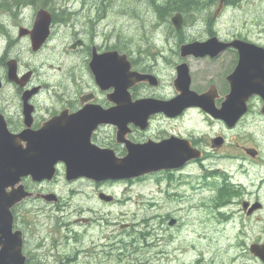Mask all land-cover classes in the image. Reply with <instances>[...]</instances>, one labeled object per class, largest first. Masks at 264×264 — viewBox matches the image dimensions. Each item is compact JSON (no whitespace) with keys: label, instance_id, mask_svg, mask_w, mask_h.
Masks as SVG:
<instances>
[{"label":"flooded vegetation","instance_id":"af4514ba","mask_svg":"<svg viewBox=\"0 0 264 264\" xmlns=\"http://www.w3.org/2000/svg\"><path fill=\"white\" fill-rule=\"evenodd\" d=\"M245 1L254 0H166L162 4L151 0L163 19L173 12L170 22L175 29L173 35L177 37L176 43L125 47L124 29L118 34L109 27L112 1H83L76 10H73L77 7L76 2L63 3L54 9L46 6L52 14L51 32L38 50L33 48L30 33L37 12L29 23L21 22L24 11L32 3L25 1L11 10L0 9L7 16L6 20L0 18V125H6L12 134L17 135L26 129L39 131L52 120L80 115L87 108L94 116L111 111L118 106L116 100H119L120 94L111 82L103 81L101 77L98 80L96 68L100 72L107 71L114 59L124 63V54L131 63L132 71L153 75L158 82L155 85L141 81L131 86L129 93L132 102L142 99L169 101L175 98L179 94L175 86L178 67L186 63L191 77L190 88L199 94L210 89L216 91L215 102L221 107L231 92L228 77L240 63V48L226 45L214 54L183 56L182 45L217 37L221 43L243 40L264 49V41L252 35L255 32L253 29L226 36L213 23ZM121 8L120 13L124 16V1ZM177 13L181 14L182 20L179 28L173 22ZM187 15L206 17L207 33L184 36L181 32ZM259 30L262 32L264 28ZM57 34L65 37L53 46L57 57L42 60L37 65L34 57L42 56L56 40ZM112 52L117 54L113 55ZM56 59L57 64L54 65ZM198 62L209 70L220 68V74L214 69H203L196 65ZM161 65L169 68L168 71L162 72ZM11 66L16 67L14 77L10 74ZM123 66L115 71L124 74ZM196 66L199 70H195ZM25 93L30 94L27 100ZM26 104L31 109L28 121L25 116ZM193 115H202L209 126H218L220 132L214 136H204L205 133L192 127ZM128 126L130 131L126 138L133 143H162L170 139H174V142L189 141L192 148L202 154L199 159L187 162L180 169L161 170L138 178L153 175L158 182L159 196L155 197V202H151L155 213H163L153 216V219L160 221L158 225L167 223L171 228H182L180 216L185 213L187 220L192 218L191 209L195 206L192 204L186 210L183 204L189 197L202 192L199 191V183L194 184L195 190L189 188L194 194H188L174 182L189 179L191 173L185 172V169L190 165L207 166L209 160L218 159L222 166L217 168L215 175L208 177L212 179L209 191L210 197H214V205L208 204V196L200 200V207L206 214V219L201 223L215 228L213 235L204 239L227 244V253L232 261L230 264H264L263 96L258 93L251 95L246 111L233 125L213 117L199 106H190L176 115L156 112L149 117L145 127L134 123ZM119 131V126L110 117H101L92 129L91 143L99 149H111L117 157H123L128 151L124 143V129L122 137ZM21 145L26 147V142L23 141ZM55 167L52 179L37 181L30 175L22 176L20 183L30 195L11 208L13 231L22 233V252L26 264H124L128 254L124 251V213L116 220L113 216V206L122 207L130 201V194L124 198L123 193L121 198L113 188L124 183V180L96 181L85 176L68 180L65 162L58 161ZM63 179L68 183L82 181L91 184L94 187L91 196L97 203H72L69 195L66 196L59 187ZM7 190L9 192L11 187ZM71 190L73 197L84 192ZM107 196L112 198L108 200ZM218 229H222L223 233L215 238ZM155 233H158V240L161 241V233ZM196 261V264H210L204 263L202 258ZM211 264L228 262L219 263L212 258Z\"/></svg>","mask_w":264,"mask_h":264},{"label":"water","instance_id":"95a60500","mask_svg":"<svg viewBox=\"0 0 264 264\" xmlns=\"http://www.w3.org/2000/svg\"><path fill=\"white\" fill-rule=\"evenodd\" d=\"M51 20L52 14L49 10L41 8L38 11L34 28L30 31L35 50L40 49L48 39ZM173 22L178 28L181 26L180 13L173 17ZM226 45L239 47L241 60L228 77L231 92L221 107L215 102L216 91L210 89L199 94L190 88L191 77L186 63L178 67L175 86L179 94L175 98L169 101L142 99L132 102L129 93L131 86L141 81L155 85L158 82L153 75L132 71L131 63L124 54V63L114 59L107 71L100 72L96 68L98 80L100 81L101 77L103 81L111 82L116 87V92L120 94L119 100H116L118 106L111 111L97 113L94 116L87 108L80 115L52 120L39 131L26 129L17 135L12 134L6 125H0V264H26L22 252V233L19 230L13 231L11 213V208L16 203L30 195L20 183L22 176L30 175L37 181L52 179L58 161L65 162L68 180L83 176L96 181L130 180L161 170H176L191 160L199 159L201 152L192 148L189 141L174 142V139L162 143L153 141L133 143L126 138L130 131L128 124L134 123L145 127L149 117L156 112L176 115L186 107L199 106L213 117L224 119L229 125H233L246 111L247 101L251 95L258 93L264 98L263 48L243 40L221 43L217 37H212L204 42L196 41L182 45V55L214 54ZM122 65L124 74L115 71ZM15 70L16 67L11 66L10 74L13 77ZM29 95L25 93V100ZM30 114L31 109L26 104V121L29 120ZM101 117L103 119L110 117L112 122L119 126L121 137L124 129V143L128 153L123 157H117L111 149H99L91 143L92 129ZM23 141L26 142V147L21 145ZM10 187L11 190L8 192L7 189ZM110 198L112 197L107 196L108 200Z\"/></svg>","mask_w":264,"mask_h":264},{"label":"rangeland","instance_id":"374dc122","mask_svg":"<svg viewBox=\"0 0 264 264\" xmlns=\"http://www.w3.org/2000/svg\"><path fill=\"white\" fill-rule=\"evenodd\" d=\"M83 1L89 2L90 0H51L50 3L54 8H57L63 3L73 4L76 2L75 6L77 7L73 9L76 10L81 7L80 5ZM109 1H112L110 7L113 9L108 15L109 27L113 29L114 33L118 34L122 28L124 29V47L127 45L147 46L176 43L175 39L177 37L173 35L175 29L170 22V17L173 15V12L166 19H163L159 16L155 5H153L155 2L159 4L165 3L166 0H155L153 4L151 0ZM123 1L124 16L120 13L123 10L121 8ZM41 7L45 6L42 3L28 5L21 18V22L29 23L31 19H34L32 17ZM4 12L0 11V18L6 20L7 16L4 15ZM187 17L181 32L184 36L190 34L201 36L207 33L208 21L205 19L206 17L201 15L199 18L190 17L189 15ZM213 23L218 25L217 28L219 27L222 34L226 36L239 32L247 33L246 29L251 28L255 31L252 32V35L264 41V31L260 32L259 30L264 28V0L245 1L236 10L230 11ZM64 38L60 34H57L56 40L49 45L42 56L34 57L37 65L42 60L55 59L58 54L53 49V46ZM60 49L61 46L57 50L59 51ZM53 63L54 65L57 64V59ZM196 65L209 70L201 62H198ZM198 66H196L195 70H199ZM160 69L162 72H167L169 68L166 69L164 65H161ZM213 69L220 74V68L214 67ZM196 84L199 85L197 82ZM193 117L192 127L197 128L200 133H205L204 136H214L220 132L218 126L214 128L209 126L202 115H193ZM234 134L229 135V138ZM208 162L210 164L207 166L199 164L190 165L185 169V172L191 173L189 179L187 181L180 179L178 181L181 182H174L175 185L180 187L181 191H186L188 194H194L189 188L195 190V183H199V191L202 190V192L189 197V200L183 204L186 210L192 204L195 207L191 209V219L187 220L185 213L180 216L182 219V228L181 226L171 228L167 223L164 226H160L158 225L160 221L153 219L154 215H163L162 212L155 213L151 203L153 201L155 202V197L159 196L158 182L153 175L143 179H136L132 182L124 181V183L113 187L121 198L123 197V193L124 198L128 194L131 196L130 201L124 203V206H113L114 220L118 219L121 213H124V251L128 252V254L126 253L127 257L124 258V264H196L198 258H202L204 263L209 262L210 264L212 258L219 263L228 262L230 264L232 262L231 257L227 253V244L204 239L213 235L212 233L215 231V228L201 223L206 219V214L203 208L200 207L202 204L200 200L208 196V204L214 205V197H210L211 192L209 191V188L212 187L209 182L212 179H208V177L212 175L211 171H214V174H216L217 168L222 166L218 159L209 160ZM59 185L61 190L63 189V193L66 196L69 195V200L72 203L82 205L97 203L91 196L94 187L88 182L78 181L68 183L63 179ZM71 189H78L84 192L80 193V196L77 194L73 197L74 192ZM174 204L176 202L172 203V205ZM186 215H188V212H186ZM155 231L161 233V241L158 240V233H155ZM208 231L210 232L207 233ZM218 231L215 238L223 233L222 229H218ZM206 234L209 235L206 236Z\"/></svg>","mask_w":264,"mask_h":264},{"label":"trees","instance_id":"16d2710c","mask_svg":"<svg viewBox=\"0 0 264 264\" xmlns=\"http://www.w3.org/2000/svg\"><path fill=\"white\" fill-rule=\"evenodd\" d=\"M25 1H29L34 5H38V4L42 3L43 6H45V7L51 6L52 8H54V6H52L50 3L51 0H0V9L11 10L13 7L18 6L19 3L25 2ZM213 174H214V172H213Z\"/></svg>","mask_w":264,"mask_h":264},{"label":"bare ground","instance_id":"6f19581e","mask_svg":"<svg viewBox=\"0 0 264 264\" xmlns=\"http://www.w3.org/2000/svg\"><path fill=\"white\" fill-rule=\"evenodd\" d=\"M10 8V7H9ZM8 10V9H7Z\"/></svg>","mask_w":264,"mask_h":264}]
</instances>
